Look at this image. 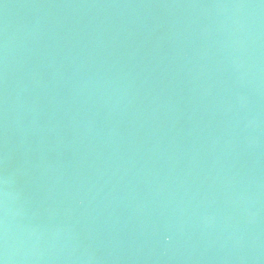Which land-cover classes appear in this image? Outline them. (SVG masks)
<instances>
[{"label":"water","instance_id":"1","mask_svg":"<svg viewBox=\"0 0 264 264\" xmlns=\"http://www.w3.org/2000/svg\"><path fill=\"white\" fill-rule=\"evenodd\" d=\"M0 264H264V0H0Z\"/></svg>","mask_w":264,"mask_h":264}]
</instances>
